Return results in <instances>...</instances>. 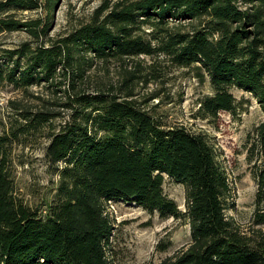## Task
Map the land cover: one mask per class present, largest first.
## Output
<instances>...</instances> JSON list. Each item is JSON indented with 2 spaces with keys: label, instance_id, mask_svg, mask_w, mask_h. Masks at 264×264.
Here are the masks:
<instances>
[{
  "label": "trees",
  "instance_id": "obj_1",
  "mask_svg": "<svg viewBox=\"0 0 264 264\" xmlns=\"http://www.w3.org/2000/svg\"><path fill=\"white\" fill-rule=\"evenodd\" d=\"M60 1L0 0V34L30 36L13 48L0 42V86L25 96L0 118V264H116L112 200L189 220L190 244L160 264H264V230L244 232L226 214L232 186L208 134L166 123L135 96L137 82L170 65L208 75L215 93L200 100L198 117L235 113L234 87L264 109V0H104L89 21L55 37ZM35 10L45 15H16ZM114 62L123 73L116 84L97 73ZM41 136L57 185L34 206L20 192L14 151ZM249 137L258 226L264 120ZM166 176L185 186L186 211L164 194Z\"/></svg>",
  "mask_w": 264,
  "mask_h": 264
},
{
  "label": "rangeland",
  "instance_id": "obj_2",
  "mask_svg": "<svg viewBox=\"0 0 264 264\" xmlns=\"http://www.w3.org/2000/svg\"><path fill=\"white\" fill-rule=\"evenodd\" d=\"M103 1L61 0L54 11L51 36L65 34L72 27L89 21ZM115 1L112 0V3ZM16 15L19 18H35L45 14L35 10L19 11ZM28 39L30 36L25 31L0 34V42L10 48ZM141 58L148 63L152 61L150 57ZM109 70H98L99 78L116 84L123 76L119 63L110 64ZM149 80L148 83L137 82L136 98L145 101L150 111L166 123L208 134L232 186L227 216L235 219L244 232L249 233L255 227L264 230V224L254 225L257 184L252 170L254 163L248 159L252 140L249 135L253 136L255 128L264 120V109L258 100L252 93L234 87L231 91L237 99V111H223L216 120H208L196 116L200 100L215 93L208 75L202 78L194 68L165 65L160 77L151 76ZM31 92L49 98V94L39 87H33ZM23 97L24 93L12 86H0V118L11 114V100ZM55 122L58 124L61 119L57 118ZM48 143L49 138L41 136L28 144L17 145L14 151L20 192L34 206L50 199L57 185V176L45 155ZM163 191L177 202L181 210L186 211L187 196L183 184L166 176ZM107 210L115 220L113 245L116 264H160L191 242V227L185 217H161L157 211L150 212L135 202L124 200L108 202Z\"/></svg>",
  "mask_w": 264,
  "mask_h": 264
}]
</instances>
